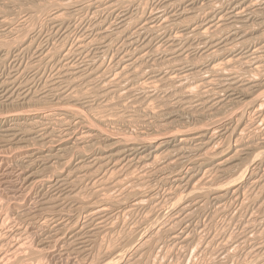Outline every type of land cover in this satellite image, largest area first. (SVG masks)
<instances>
[{
    "label": "bare ground",
    "instance_id": "6f19581e",
    "mask_svg": "<svg viewBox=\"0 0 264 264\" xmlns=\"http://www.w3.org/2000/svg\"><path fill=\"white\" fill-rule=\"evenodd\" d=\"M24 6L27 8L22 10L23 21H35L38 9L40 12L45 9L44 19L39 23L38 36L0 49L1 62H5L10 53L33 55L28 67L15 64V75H8L10 78L0 81V111L7 109L0 113V148L19 146L24 167L28 169L25 182L30 186L39 183L42 188L52 189L55 196L49 200L46 195L41 198V208L48 213L38 211L40 215L37 217L26 210L27 214L18 213L13 208L15 204L11 212L6 207L7 212L15 216L14 222L27 221L40 226L43 235L53 232L55 239L60 235L67 236L69 242L65 243H68L69 251L82 257L97 251L104 259L114 258L112 261L116 264H139L152 247H157L158 233L166 232L161 230L162 225L160 231L151 228L145 237L137 233L140 240L136 232L141 228L134 230L135 233H130L127 228L131 235L128 233L123 239L121 236V244L116 243L119 247L111 244L110 237V245L114 248L107 244L111 249L103 245L106 242L98 245L97 240L100 235L104 239L103 232L105 235L108 230L112 232L115 212H124L127 216L126 213L149 208L155 203L159 196L154 198V188L151 191L153 179L155 184L170 185L176 193L181 189L180 195L184 194L178 200L174 218L171 217L173 214L170 216V227L166 228L170 234L165 235H170L181 247L190 245L196 238L190 231L188 220L194 214L206 213L209 204L219 206L228 201L243 207L257 204L258 197L264 192V136L257 135L259 131L264 134V0H0V27L9 29L10 36H17L21 31V24H15L19 20L18 10ZM47 29L50 34L46 40L53 44L41 47L38 39ZM72 35L76 38L74 44ZM29 72L33 73V82L19 79ZM113 100H117L116 106L111 105ZM96 101L104 103L108 111H114L113 107L119 105L121 109L115 114L119 115L116 116L120 118V124L115 123L124 127V131L141 118V127L135 124L140 131L137 127L136 132L135 128L132 129L135 133L123 134L121 129L122 134L116 133L115 137L114 133L120 128L112 134L109 126L110 133L105 132L104 127L110 125L112 117L109 118L108 111L105 114L109 119L91 116ZM164 108L180 120L186 116L194 117L198 123L191 124L200 125L182 131L174 126L163 128L158 122ZM109 114L116 117L111 112ZM234 163L237 165L231 166ZM232 169L241 172L229 182ZM245 188L248 194L241 193ZM169 191L173 192L170 187ZM241 194L244 195L241 197ZM152 205L157 209L155 204ZM144 211L143 215H146L148 211ZM136 212L137 218L140 210ZM6 216L2 210L0 247L7 249L0 248V264L6 263L2 259L8 252L25 251L16 256L15 264L33 263L44 256L47 251L42 248L44 240L38 241L40 249L27 248L29 244L24 248L25 239L23 244L22 239L26 231L19 223L20 228H14V223L2 226ZM79 217L86 219L85 226L78 224ZM152 218L150 223L155 221ZM110 220L111 229L108 228ZM262 225L258 232H251L241 239L243 248L250 240H254L250 250L260 245L261 236L256 233L264 231ZM99 238L101 241V236ZM137 239L139 242L135 243ZM262 246L256 250L261 252ZM126 247L130 248L127 251L131 254L125 263H120L127 253L124 251ZM55 248L52 247V251ZM253 253L251 251V256ZM230 257L228 255L225 259ZM254 260L252 264H261L260 258V262Z\"/></svg>",
    "mask_w": 264,
    "mask_h": 264
},
{
    "label": "rangeland",
    "instance_id": "374dc122",
    "mask_svg": "<svg viewBox=\"0 0 264 264\" xmlns=\"http://www.w3.org/2000/svg\"><path fill=\"white\" fill-rule=\"evenodd\" d=\"M27 5H30L29 3L27 4ZM27 5H25V6H27ZM33 5H36V4H33ZM32 5V6H33ZM22 7L21 8V11L20 10H18L19 11V15L17 16V18L19 17V20H17V24H15V26H17L18 24L20 25L21 24V31L23 32H19V33H17V36H16V34H14L13 36L11 35L10 36V34L9 33H7V31L9 30H7V28H4V27H0V33H2V34H0V40H1V42H0V45L1 44H3V45H1L0 46V49L1 48H4V47H6L7 45H8V47H11L12 46V44L14 43V44H16V42L17 41H22V40H27V39H29V38H35L36 36H38V35H36V34H38V30H39V23L41 22V21H43L42 20V18L44 19V12H45V9H44V12H40L41 11V9H38V13H40L41 15H43V16H41L40 14H38V13H36L37 15V17L39 18V16H41V18L39 19L40 21L39 22H37V19L35 20V21H23V17H24V13H22V10L24 9V8H27V7ZM31 6V7H32ZM30 7V6H29ZM22 14H21V13ZM21 14V15H20ZM20 16H21V18H20ZM23 16V17H22ZM23 21V22H22ZM35 24H34V23ZM24 23H26V24H24ZM24 24V25H23ZM37 24V25H36ZM23 26V27H22ZM24 28V29H23ZM5 29V30H4ZM38 29V30H37ZM3 30V31H2ZM5 31H6V33L7 34H9V35H7L6 33H5ZM31 31V32H30ZM37 32V33H36ZM49 32V30L47 29L45 32H42L40 35H42L38 40V44H39V46H41V47H45V46H47V47H50L49 46V44H53L52 42L51 43H48L47 42V40H46V37L50 34V32ZM21 33V34H20ZM30 33V34H29ZM19 35V36H18ZM20 35H22L21 36V38H20ZM31 35V36H30ZM73 36V35H72ZM71 36V42L74 44L75 43V39L76 38H74V36L72 37ZM3 37V38H2ZM7 37V38H6ZM14 37H19V38H17V40H15L16 38H14ZM4 38H5V42H4ZM24 38V39H23ZM3 39V40H2ZM12 39H14V40H12ZM41 39V40H40ZM6 40H9V41H7V43L8 44H6ZM45 40V41H44ZM73 40V41H72ZM2 41H3V43H2ZM13 41V42H12ZM40 42V43H39ZM48 43V44H46V43ZM10 43V44H9ZM13 44V45H14ZM11 45V46H10ZM54 45H56L57 46V44H54ZM23 54V55H22ZM12 55V56H11ZM19 55V56H18ZM22 55V56H21ZM31 55V56H30ZM26 56H27V58H26ZM11 57V58H10ZM16 57H18V59L16 58ZM21 57V58H20ZM30 57V58H29ZM0 60H1V58H0ZM16 61V62H15ZM33 61V55H32V53H27V52H21V53H10L9 54V56L7 57V58H5V62H7V63H5V62H1L0 61V81H3V80H5V79H8V78H10L11 76H14L15 75V72H16V67L17 66H15V64L16 65H18L19 63L20 64H25V66L26 67H28L27 65H29L31 62ZM3 63V64H2ZM5 64V65H4ZM4 65V66H3ZM13 66H15V70H14V67ZM13 67V68H12ZM14 70V71H13ZM7 72V73H6ZM33 73H27V74H22L21 75V77H19V79L21 80V81H25V80H28V81H30V82H33L35 79H34V77H33V75H32ZM8 75L10 76V77H8ZM97 102V101H96ZM96 102H95V105H94V107L92 108V114L93 113H95L96 112V115H92L91 114V116H98V118H102V119H109V118H111L112 117V119H113V121H112V119H109L111 122H110V125L108 124L106 127H104L105 129H106V131L105 132H109L110 133V130H112L111 132H112V134H113V132H115V131H117L119 128V130L117 131V132H115L114 133V136H115V134L117 133V135L118 134H120L121 133V131L123 130V134H125V133H127L128 132V134H129V132L131 131V133H133L134 131L136 132V128L139 126V127H141V123L139 122L140 120L142 121V119L140 118V120H138L137 119V123H135L136 125H138L137 127L135 126V124L134 125H132V126H134V127H130V129L129 130H127L126 128H125V131H124V127H120L118 124H120L119 123V121L118 120H120V118L118 117L119 115L118 114H115L117 111H119L120 109H119V105H117V107L115 108V106H116V104L118 103L117 102V100L115 101V100H113V104L111 103V105H115L113 108H114V111H110L112 114H115L114 116H116V115H118V116H116L115 118H113V116H111V114H109L110 112L108 111V109H107V107H105L104 105V103H99L100 101H98L97 102V104H98V106H96L97 104H96ZM100 104V105H99ZM104 106V111H103V106ZM100 106V107H99ZM97 107H99V108H101V109H99V108H97ZM96 108V109H95ZM106 108V109H105ZM162 108V107H161ZM99 109V110H98ZM7 109H2L1 111H0V113L3 111H6ZM22 110V109H21ZM93 110H94V112H93ZM96 110V111H95ZM99 112H98V111ZM100 110H102L101 112H100ZM105 111H108V115H110V117L109 118H106V117H108V115L107 114H105ZM162 112H163V115H162V117H159V125H161V126H163V128H166V127H173L174 126V128H177L178 127V129H176V130H179L180 128H182V129H180L181 131L182 130H185V129H189V128H194L196 125L198 126V125H200V124H195V123H192L191 124V122H195L196 121V123H198L197 122V120H194V119H196V118H194V117H189V116H186V117H184L183 119H179V118H177V117H175V116H172V114L171 113H169L168 111L166 112L165 111V108L164 109H162L161 110ZM104 112V113H103ZM161 112V113H162ZM91 113V112H90ZM101 113H103V114H101ZM88 115H90L89 114V112L87 113ZM100 115V116H99ZM107 115V116H106ZM119 118V119H118ZM188 118V119H187ZM190 118V119H189ZM116 120V121H115ZM186 122H185V121ZM189 120V121H188ZM192 120V121H191ZM194 120V121H193ZM183 121V122H182ZM188 121V122H187ZM113 122H114V124H113ZM115 122H117V123H115ZM202 122H204V121H202ZM113 124V125H112ZM117 124V125H116ZM185 124V125H184ZM114 125H116V126H114ZM177 125V126H176ZM181 125V126H180ZM182 125H184V127H182ZM193 125V126H192ZM111 128H110V127ZM186 126V127H185ZM189 126H191V127H189ZM107 127H109V129L107 128ZM137 128L138 129V131H140L139 129L140 128ZM189 127V128H188ZM113 128V129H112ZM114 128H115V130H114ZM133 128H135V130L133 129ZM162 128V129H163ZM185 128V129H184ZM117 129V130H116ZM122 129V130H121ZM134 131H133V130ZM109 130V131H108ZM121 130V131H120ZM173 130H175V129H173ZM179 130V131H180ZM120 131V132H119ZM133 131V132H132ZM137 131V132H138ZM134 132V133H135ZM260 132V131H259ZM257 133V135H258V137H260L261 135L262 136H264V134H262L263 133V131L262 132H260V133ZM121 133V134H122ZM111 134V135H112ZM116 135V136H117ZM113 136V135H112ZM115 136V137H116ZM120 136V135H119ZM261 136V137H262ZM264 138V137H263ZM7 149H9V150H7ZM11 149V150H10ZM21 151V149L19 148V146H12V147H6V148H0V212H2V210H3V213H7V216L6 217H11V219H9L10 220V222H9V220L5 217V219H4V221H3V223H2V226H7L8 224H10V223H14V228H17V226H19V228H20V225H22L21 226V228L22 229H24V231H26L28 234H26V232H24V235L25 236H23V239H22V244H23V242L25 241V243L22 245L24 248L25 247H27L26 245H28V247L27 248H29V246H30V248H33V249H35V248H39L40 249V246H39V242L38 241H42V240H44V242L46 243H44L43 242V244L44 245H42V248H43V250H45V249H47V251L45 252L44 251V256H42L44 259H42V257H39L40 258V260H39V258H37V262L36 261H34L36 264H39L38 262H40L41 264H102V263H100V262H102L103 261V264H109V263H111V261L112 260H115L114 258L112 259V257H110L109 258V260H110V262H109V260L108 259H104V257L102 256V255H98L97 254V251L95 252V251H92L91 252V255L89 254V255H86V256H81V255H79V254H77L75 251H72V250H70L69 251V248H68V243H65V242H69V240H68V238H67V236H62V235H60V237H58V239H60L58 242H57V240L58 239H55L53 236H54V234H53V232H51V233H49V235H50V237H49V235H43V229L41 230V228H40V226H33L30 222H27V221H17V220H15L16 222H14L13 220L15 219L13 216H11L10 214V212L12 211V207L14 206V204H15V206H16V208H15V206L13 207L14 208V210H16L18 213H20V211H21V213H24V214H27L26 213V211L27 212H29V214L30 215H32L33 216V214H34V216H39L40 214H39V212H41V214H44V212H45V210L43 209V207L41 208V203H42V197H44L45 195V197H46V199H52V198H54L53 196H55L54 194H55V192H52L51 190L52 189H47L46 187H44V188H42L41 187V185L39 184V183H32L33 184V186H32V184H31V186L29 185V184H27L26 182H25V180H24V178H25V175H27L26 173L28 172L27 170H26V167H24L25 165L23 164V160H22V158H23V156H21L19 153H20V151ZM10 151V152H9ZM14 154V155H13ZM7 156V157H6ZM14 156V157H13ZM4 157V158H3ZM6 157V158H5ZM19 162H21V163H19ZM247 163V162H246ZM22 164V165H21ZM236 163H234V164H232L231 166H233V165H235ZM237 165V164H236ZM242 168V167H241ZM244 168V167H243ZM243 168L242 169H240V170H243ZM26 170V171H25ZM232 171V173H229V182H232L233 181V179H236L238 176H239V174H240V172L241 171H238V173H236L237 172V170L236 169H232L231 170ZM21 173V174H20ZM25 173V174H24ZM236 173V174H235ZM235 175V176H234ZM46 176H49V173L46 175ZM233 176V178L231 179V177ZM152 180V179H151ZM150 180V181H151ZM231 180V181H230ZM153 182V183H152ZM22 183V184H21ZM151 184H154V186H152L151 184H150V187L152 188L151 189V191L153 190V188H154V190H156V191H152V193H153V195H154V198H156V196H159V197H157V199H155V203H152V204H155V206L157 207V209L155 208V207H152L153 205L151 204L150 205V210H149V208H137V209H135L133 212L134 213H132V215H131V213H126L127 214V216L124 214V212H118V214H117V212H115V214L112 216V219H113V221L115 222L117 219V222H115V224L117 225H115L114 224V222H113V227H111L112 225H111V223H112V219L109 221V223H108V228L109 229H111V228H113L112 229V232H111V230H108V231H106V233H108V234H106L105 235V233L103 232L102 234H104L103 236H104V239H102L103 237H102V235H100L101 236V241H100V236L98 237V242H97V244L99 245L101 242L103 243V242H106V243H103V245H105L106 247H108L109 248V245H110V237H111V239H112V242H111V244H116L117 243V241H118V243L117 244H121V242H119L120 240H122L123 239V236H127V234L129 233V231H130V233H135V231H137V230H139L140 228H141V232H143L144 231V233H141L140 231L138 232H136V235H137V237L139 238V235L137 234V233H140V237H145V235L147 236L148 234H149V231H150V229L151 228H156L157 230H159L160 229V227H161V225H162V229L161 230H165L166 232H168L167 230H166V228L167 227H170V224L169 223H171L170 221H171V217L172 218H174V212H175V208H176V206H178V200L180 199L181 200V198H183L184 196V194L182 193L181 195H180V193L179 192H181V189H179V191L176 193V191H174L175 190V188H173L172 186H170V185H162L161 186V184L160 183H158V184H155V179H153L151 182H150ZM39 184V185H38ZM160 184V185H159ZM29 185V186H28ZM155 185H157V186H159V187H157V186H155ZM28 187V188H27ZM156 187H157V189H156ZM169 187L171 188V190L173 191V192H170L169 191ZM24 188V189H23ZM31 188V189H30ZM32 188H33V190H32ZM42 188V189H41ZM163 188H164V190H163ZM40 189V190H39ZM160 189V190H159ZM162 189V190H161ZM174 189V190H173ZM246 189V188H245ZM244 189V190H245ZM39 190V191H38ZM157 190L159 191V192H157ZM168 191V195L166 194L167 193V191ZM44 192V194H43V192ZM52 193H51V192ZM142 191H143V188H142ZM165 191V192H164ZM248 191V189H246L245 191H241V193L243 192H247ZM28 192V193H27ZM31 192V193H30ZM42 193V194H41ZM49 193H51V194H49ZM54 193V194H53ZM155 193H157V194H155ZM164 193H165V195H164ZM169 193H171V195L169 194ZM172 193H174V196L172 195ZM176 193V194H175ZM244 193V194H245ZM158 194H160V195H158ZM180 195L179 197H177L178 195ZM244 194H241V197L244 195ZM246 194H248V193H246ZM36 195V196H35ZM43 195V196H42ZM49 195V196H48ZM162 195V196H161ZM170 195V196H169ZM170 198H168V197ZM182 196V197H181ZM261 196V197H260ZM259 197H258V202H257V204L256 205H254V207L253 206H248V207H243L242 205H239V204H237V203H233V202H230V201H228L226 204H221V205H219V206H214V205H212V204H209L208 205V209L206 210V213H204V214H201V213H197V214H194L193 215V217L192 218H190L188 221L190 222L191 220V225H190V223L188 222V224H189V227H190V231L192 230V234H195V235H192V236H195L196 238H194L193 239V243H191L190 245H182V247H181V244L178 246V243H174V241H173V239H172V237L169 235V237L168 236H165V235H168V234H170L169 232L168 233H166L165 231V233H163L162 232V234H161V231L158 233V236H159V234L161 235V237L159 238L158 236H156V240L158 239V244H157V247L155 248V247H152V249H150V251L148 252L149 253V255H148V253H146V255L145 256H148V257H145L144 256V259H143V263L141 262V263H139V264H145V261L146 260H149L150 259V261L148 262V261H146V264H219V263H221L222 264V262H225L226 261V263H224V264H248L249 262H250V264H252L253 263V259H255L256 261H258V259L260 258L261 259V264H262V260L264 261V249L260 252V251H258V250H256L257 248L256 247H258V246H260L261 244L262 245H264V234L263 235H261L262 233H264V231L262 232V233H256L257 235L258 234H260V236L262 237H260V240L258 241V242H260V241H262L261 243H260V245H258V246H256V247H254V248H252V250H250L251 249V247H253V244H254V240H250V242H248L247 243V245H245V248H243L244 247V244L242 245L241 244V239H243V237L245 236V235H247V234H251V232H252V234H254L255 232L254 231H256L257 230V232L259 231V229H260V227L259 226H261L263 223H264V212H263V210H264V192L260 195ZM40 197V198H39ZM44 197V198H45ZM162 197H164V198H162ZM171 197H173V198H171ZM178 199H177V198ZM161 198H162V200H161ZM166 198V199H165ZM177 200H176V199ZM5 199V200H4ZM38 199H40V200H38ZM164 199L166 200V202L164 201ZM168 199V200H167ZM173 199V200H172ZM160 200V201H159ZM179 200V201H180ZM260 200V201H259ZM262 200V201H261ZM17 201V202H16ZM35 201V202H34ZM40 201V202H39ZM171 201H173V203L175 202V204H174V208L172 209V207H173V203L171 202ZM177 201V202H176ZM231 201H233V200H231ZM20 202V203H19ZM158 202H160V203H157ZM164 202V203H163ZM167 202L169 203V204H167ZM260 202H262V203H260ZM6 203H9V204H6ZM37 203V204H36ZM38 203H40L39 205H38ZM262 204V206L260 205V209H258V207L257 206H259V204ZM3 204L5 205H7V206H3ZM23 204V205H22ZM234 204V205H233ZM11 205V206H10ZM22 205V206H21ZM38 205V206H37ZM161 205L162 206H164V207H161ZM165 205H167L168 207H166V209L167 210H165ZM171 205V206H170ZM17 206H19V207H17ZM21 206V207H20ZM160 206V207H159ZM256 206V207H255ZM3 207V208H2ZM9 208L8 210L10 211H8L7 212V208ZM39 209H38V208ZM169 207H170V209H169ZM263 209H262V208ZM5 208V209H4ZM20 209L19 211L17 210V209ZM37 210H36V209ZM154 208L156 209V210H154ZM159 208V209H158ZM162 208V209H161ZM164 208V209H163ZM219 208V209H218ZM244 208V209H243ZM256 208V209H255ZM11 209V210H10ZM146 209H148L150 212H152V215L151 214H149L150 212L148 211V210H146ZM153 209V210H152ZM223 209V210H222ZM26 210V211H25ZM41 210V211H40ZM139 210H140V214L138 213V216H137V218H136V214H137V212L136 211H138L139 212ZM145 210V211H144ZM159 210H161L162 211V213H161V211H159ZM165 212H164V211ZM169 210V211H168ZM251 210V211H250ZM255 210V211H254ZM258 210V211H257ZM39 211V212H38ZM44 211V212H43ZM68 210L66 209L65 210V212H67ZM141 211H142V213H141ZM143 211L146 213V211H148V213L146 214V215H143L144 213H143ZM167 211V212H166ZM257 211V212H256ZM261 211L263 212L262 214H260L261 213ZM32 212H33V214H32ZM172 212V213H171ZM210 212V213H209ZM226 212V213H225ZM258 213V214H255V213ZM260 212V213H259ZM8 213H9V216H8ZM48 212H45V214H47ZM153 213L156 215V216H158L159 217V220H157L156 221V219H158V217L156 218V217H154L155 215H153ZM164 213H169L168 215H166V214H164ZM171 213V214H170ZM28 214V215H29ZM118 216H117V215ZM120 214H121V217H120ZM125 215V217H127L128 219H130V220H126V218L124 219L123 218V216ZM149 214V216L150 217H148L147 215ZM173 214V215H172ZM250 214V215H249ZM251 214L253 215V216H251ZM131 215V216H130ZM162 215V216H161ZM166 217H165V216ZM172 215V216H171ZM255 215V216H254ZM257 215H259L258 216V218H257ZM116 216L118 217V218H116ZM133 216V217H132ZM142 217V216H145V218L146 217H148L147 219H145L144 217V219L146 220V221H143L144 219L143 218H140V217ZM152 216H153V218L155 219V221H153L154 219L152 218ZM169 216V217H168ZM171 216V217H170ZM211 216V217H210ZM248 216H250V217H248ZM262 216V217H261ZM130 217V218H129ZM260 217V218H259ZM115 218H116V220H115ZM121 218V219H120ZM135 218V219H134ZM151 218L153 219L152 221L153 222H155V224L153 225L152 223H150L151 222ZM261 218L263 219V221L261 220ZM79 220H77L78 221V224L80 225V226H85V222H86V219H84L83 217H79L78 218ZM84 220V221H81V220ZM125 220V222H126V224L128 225V226H126V224H124L123 223V221ZM134 219V220H133ZM137 219H139V221L137 220ZM142 219V220H141ZM149 219H150V221H149ZM165 219H167V220H169V221H165ZM122 220V221H121ZM133 220V221H132ZM12 221V222H11ZM129 221H131V222H129ZM135 221H138L139 222V225H140V223H141V221H143L142 223H141V225L139 226L138 225V222H137V224H136V222ZM161 221V222H160ZM254 221V222H253ZM256 221V222H255ZM261 223H259V222ZM4 222H7L6 224L4 223ZM23 222V223H22ZM83 222V223H82ZM111 222V223H110ZM120 222V223H119ZM128 222V223H127ZM134 222H135V224H136V227H135V224H134ZM145 222V223H144ZM158 222V223H157ZM165 224H164V223ZM167 222H168V224H167ZM251 222V223H250ZM16 223V224H15ZM20 225H19V224ZM130 223H131V225H130ZM162 223V224H161ZM256 223V224H255ZM4 224V225H3ZM124 225V226H121L120 227V225ZM134 226H133V225ZM167 224V225H166ZM187 224V225H188ZM16 225V226H15ZM23 225H24V227H23ZM29 225V226H28ZM32 227H31V226ZM145 225V226H144ZM153 225V226H152ZM155 225H156V227H155ZM160 225V226H159ZM198 227H197V226ZM252 225V226H251ZM27 226V227H26ZM51 226H53V225H51ZM115 226V227H114ZM126 226V227H125ZM132 226V227H131ZM157 226H159V227H157ZM192 226V227H191ZM195 226L197 227V228H199V229H197L198 231H196V229H194L195 228ZM257 226V227H256ZM262 226H264V225H262ZM25 227L27 228L26 230H25ZM32 229H31V228ZM37 227V228H36ZM111 227V228H110ZM122 227H123V229H122ZM129 227L132 229H129ZM259 227V228H258ZM18 228V229H19ZM36 228V229H35ZM115 228V229H114ZM125 228V229H124ZM127 228H128V230L129 231H126L127 230ZM143 228V229H142ZM149 228V229H148ZM192 228V229H191ZM116 229H118L117 230V232L118 231H120L121 232V234H120V232H119V237H118V234H117V232H116ZM120 229V230H119ZM170 229V228H169ZM28 230V231H27ZM36 230H38V231H36ZM115 230V231H114ZM135 230V231H134ZM148 230V231H147ZM110 231V232H109ZM122 231H124L123 233H122ZM134 231V232H133ZM41 232V233H40ZM126 232V233H125ZM146 232V233H145ZM39 233V234H38ZM114 233H116V234H114ZM129 233V235H131ZM41 234V235H40ZM109 234H111V235H109ZM26 235H28V236H26ZM35 235H37L39 238H36L37 236H35ZM64 235V234H63ZM65 235H67V233H65ZM117 236L118 237V240H117V238L115 237V236ZM141 235H144V236H141ZM223 235H225V236H223ZM47 236H48V239H47ZM113 236H114V239H113ZM121 236H122V239H121ZM165 238H164V237ZM191 236V237H192ZM217 236H219V237H217ZM24 237H26V238H24ZM28 237V238H27ZM44 237V238H43ZM62 237V238H61ZM107 237V238H106ZM158 237V238H157ZM171 238V239H168V238ZM214 237V238H213ZM41 238V239H40ZM63 238H65V239H63ZM108 238H109V242H108ZM119 238H120V240H119ZM163 238V239H162ZM217 238V239H216ZM250 238H253V237H250ZM249 238V239H250ZM25 239V240H24ZM35 239V240H34ZM54 239V240H53ZM68 241H67V240ZM159 239H161L160 241H159ZM219 239V240H218ZM24 240V241H23ZM27 240H28V242H27ZM34 240V241H33ZM50 240V241H49ZM64 240V241H63ZM104 240V241H103ZM114 240V241H113ZM138 240V239H137ZM139 240H140V238H139ZM139 240L138 241H136L135 243H138L139 242ZM171 240V241H170ZM48 241V242H47ZM53 241V242H52ZM56 241V242H55ZM163 241V242H162ZM220 241V242H219ZM34 242H35V245H34ZM52 242V243H51ZM114 242V243H113ZM213 242V243H212ZM55 243H56V246H54L55 245ZM109 245H108V244ZM134 243V245H136ZM160 243V244H159ZM163 243V244H162ZM173 243V244H172ZM210 243V244H209ZM31 244H33L32 246H31ZM48 244H49V246H48ZM52 244V245H51ZM54 244V245H53ZM116 244V245H117ZM119 244V245H120ZM177 246H176V245ZM240 244V245H239ZM37 245V247H35ZM47 245V246H46ZM67 247H66V246ZM97 245V246H98ZM108 245V246H107ZM113 245H110V247L112 248V246ZM116 245H114L115 247H116ZM119 245H117V247H119ZM175 245V246H174ZM51 246V247H50ZM114 246H113V248H114ZM133 246V245H132ZM184 246V247H183ZM189 246V247H188ZM191 246V247H190ZM238 248H237V247ZM243 246V247H242ZM52 247H56L53 251H52ZM160 247V248H159ZM197 247V248H196ZM234 247H236V248H234ZM248 247V248H247ZM263 248H264V246H262ZM1 248V247H0ZM49 248V249H48ZM65 248V249H64ZM111 248H109V249H111ZM157 248H159V249H157ZM187 248V249H186ZM190 248V249H189ZM195 248V249H194ZM228 250V251H230V252H228L226 249ZM247 248V249H246ZM1 249H3V251H5L6 249H7V247H6V249L4 248V247H2ZM51 249V250H50ZM62 249V250H61ZM66 249H68V250H66ZM130 248L128 247V249H127V247L124 249V251H127V250H129ZM154 249V250H153ZM161 249V250H160ZM170 249V250H169ZM172 249H174V250H172ZM192 249V250H191ZM205 249V250H204ZM236 249V250H235ZM50 250V251H49ZM64 250H66V252L64 251ZM151 250H153L152 252H151ZM200 250H201V252H200ZM247 250H249L248 252H247ZM255 250V251H254ZM186 251H187V253H186ZM198 251L200 252V253H198ZM224 251V252H223ZM251 251H252V253L254 252V253H256L257 251V255L256 254H252V256L254 257H252L251 256ZM50 252H52V253H50ZM59 252V253H58ZM131 252V251H130ZM128 253V251H127V253L125 254V256H124V258H123V260H120V263H125L127 260V258H128V256H129V254H131V253ZM261 253V255L260 254H258V253ZM19 253V254H18ZM18 253H13V254H9V252L8 253H6V256L2 259L3 261H4V263L5 264H15V261L13 262V260H15V258H16V256H19L20 255V253H21V255H22V253L24 254L25 253V251H19ZM48 253V254H47ZM72 253V254H71ZM76 253V254H75ZM94 253H95V256H94ZM153 253V254H152ZM197 253V254H196ZM203 253V254H202ZM207 253V254H206ZM238 253V254H237ZM242 253V254H241ZM250 257H248L246 254ZM7 254L9 255V257L7 256ZM93 254V255H92ZM250 254V255H249ZM227 255V256H226ZM228 255H229V257H230V255H231V257H230V259H225V258H228ZM246 255V256H245ZM259 255V256H258ZM73 256H75V257H73ZM79 256V257H78ZM88 256V257H87ZM90 256V257H89ZM92 256H93V258H92ZM99 256V257H98ZM100 256H101V259H100ZM157 256V257H156ZM203 256V257H202ZM257 256V257H256ZM261 256H262V258H261ZM47 257V258H46ZM80 259V261H79V259ZM84 258V259H81V258ZM152 257V258H151ZM154 257H156V259L154 258ZM189 257V258H188ZM7 258H10V259H8V261L10 262H8L7 261ZM89 258H90V260H89ZM99 258V259H98ZM146 258V259H145ZM221 258H223L222 260H221ZM246 258H248V259H246ZM257 258V259H256ZM42 259V260H41ZM86 259V260H85ZM88 259V260H87ZM153 259H154V261H155V263H154V261H153ZM218 259V260H217ZM245 259V260H244ZM108 260V261H107ZM157 260V261H156ZM165 260V261H164ZM181 260V261H180ZM216 260V261H215ZM250 260V261H249ZM254 260V261H255ZM91 261V263H89V262ZM106 261V262H105ZM123 261V262H122ZM152 261V262H151ZM159 261V262H158ZM218 261V262H217ZM252 261V262H251ZM34 262L33 263H24V264H34ZM214 262V263H213ZM238 262V263H237ZM248 262V263H247ZM258 262H260V261H258ZM255 263V262H254ZM19 264H21V263H19ZM111 264H116V262L115 263H113V261H112V263ZM118 264V263H117ZM255 264H260V263H255ZM264 264V263H263Z\"/></svg>",
    "mask_w": 264,
    "mask_h": 264
}]
</instances>
